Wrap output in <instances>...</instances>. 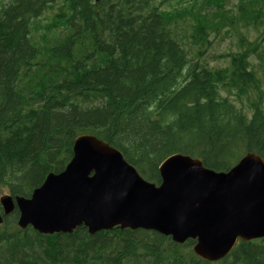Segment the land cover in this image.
I'll return each instance as SVG.
<instances>
[{"label":"trees","instance_id":"obj_1","mask_svg":"<svg viewBox=\"0 0 264 264\" xmlns=\"http://www.w3.org/2000/svg\"><path fill=\"white\" fill-rule=\"evenodd\" d=\"M231 5L0 0V193L30 197L66 168L82 134L106 141L154 183L176 153L217 172L250 152L264 159V96L245 111L224 95L229 83H242L241 93L257 86L264 0ZM232 38L239 50L217 57L228 66L211 67L206 53ZM0 214V264H211L191 240L119 228L90 235L84 226L42 235L18 228L17 210L5 216L0 206ZM218 264H264V241L240 242Z\"/></svg>","mask_w":264,"mask_h":264},{"label":"water","instance_id":"obj_2","mask_svg":"<svg viewBox=\"0 0 264 264\" xmlns=\"http://www.w3.org/2000/svg\"><path fill=\"white\" fill-rule=\"evenodd\" d=\"M73 151L66 169L49 174L30 199L1 198L7 214L19 209L20 228L44 235L82 225L90 234L144 229L181 244L196 240L194 252L209 262L228 256L239 238H264V159L255 153L227 173L201 159L171 156L159 168L157 187L93 135L79 136Z\"/></svg>","mask_w":264,"mask_h":264},{"label":"rangeland","instance_id":"obj_3","mask_svg":"<svg viewBox=\"0 0 264 264\" xmlns=\"http://www.w3.org/2000/svg\"><path fill=\"white\" fill-rule=\"evenodd\" d=\"M241 0H230L231 6L235 7L239 4ZM175 6H177L175 4ZM50 16V15H47ZM251 33L254 34V36H258L259 32L256 30H251ZM264 36V28H262V37ZM264 40V39H263ZM185 42H188L186 40ZM233 50V51H238L239 48L236 46V38L232 39H226L223 43L220 44V46L215 47L214 49H211L208 53L205 55L206 61L209 63V65L213 68H223L227 67L228 64L224 61L219 60L217 57L221 55L222 53H228L227 51ZM253 63V68L257 72V86L253 88V83L247 85L244 87V89L247 88V92L241 93L240 89L237 90L241 86L242 83H234L230 84L229 82V88H232V93H224V95L228 96L230 98V101L237 107L238 109H243L245 111L249 110V100L250 104H253L254 102L259 101V99L264 96V59L260 60L258 57H253L252 59ZM228 81V80H227ZM250 98V99H249ZM263 107H264V99H263ZM8 192H2L0 193V197L4 196V194H7ZM263 243V242H262ZM195 244L193 245L194 248ZM218 264V263H214Z\"/></svg>","mask_w":264,"mask_h":264}]
</instances>
